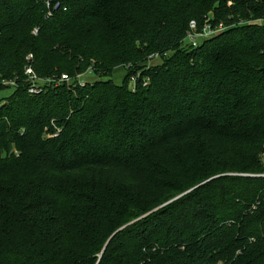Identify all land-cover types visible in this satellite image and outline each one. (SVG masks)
<instances>
[{
    "label": "trees",
    "instance_id": "trees-1",
    "mask_svg": "<svg viewBox=\"0 0 264 264\" xmlns=\"http://www.w3.org/2000/svg\"><path fill=\"white\" fill-rule=\"evenodd\" d=\"M54 1L0 0V264H264V25L181 45L264 0Z\"/></svg>",
    "mask_w": 264,
    "mask_h": 264
},
{
    "label": "built area",
    "instance_id": "built-area-1",
    "mask_svg": "<svg viewBox=\"0 0 264 264\" xmlns=\"http://www.w3.org/2000/svg\"><path fill=\"white\" fill-rule=\"evenodd\" d=\"M45 5L47 9V17H51L54 11L58 10L60 8V4L58 2H55L54 0H45ZM212 17H206L204 22L202 24H198L195 20H191L188 23V27L185 33V37L182 40V47L185 49H193L197 48L199 45H201L203 42L206 40H209L222 32L226 31L227 29L231 27H235L236 25H245V24H258V25H264V18L257 19V20H250V21H242L239 20L237 23L234 24H225L222 21L219 22H214L211 20ZM33 35L37 34V29H33L32 31ZM165 54L164 56H166ZM32 59V55H28L26 57V61L30 62ZM162 60L161 56L158 54H153L150 55L147 58V61L145 63V69H149L151 66H153L152 62L155 60ZM126 68H129L127 66ZM130 69V68H129ZM24 75L26 77V82L28 83L27 87V92L28 94H36L39 92L40 85L39 82H43V85H49L51 84H60V83H66V84H71L74 81L78 83L79 85H83L82 82H80V78L82 75H77L74 79H71L70 77L66 75H62L58 80H54L52 78L48 79H38L36 75L33 73L31 67L27 65L24 69ZM150 82L149 78L147 76H141V71H134L130 77H129V83L131 84V90H134L136 86L141 85V86H146ZM7 83L11 86H16V83L14 80H1L0 86H7ZM1 106V104H0ZM56 133H59V130L56 129ZM55 134L54 136H56ZM261 176L264 178V174L257 175Z\"/></svg>",
    "mask_w": 264,
    "mask_h": 264
},
{
    "label": "rangeland",
    "instance_id": "rangeland-1",
    "mask_svg": "<svg viewBox=\"0 0 264 264\" xmlns=\"http://www.w3.org/2000/svg\"><path fill=\"white\" fill-rule=\"evenodd\" d=\"M170 55L171 54L168 53L166 57ZM160 63H161V60H158V59L152 62L153 65H158ZM127 69L129 68L117 67L111 72L110 75H107V76H104L102 74H94L88 71L87 73L81 76L80 82L84 84L85 82L92 83L98 80H102V81L111 80L115 85H119L122 83V80L126 74V71H128ZM43 84H44L43 82H39L40 86H44ZM0 87H2L0 88V104H2L4 102L3 99L8 98L13 93V90L15 87L9 85V83H7V86L3 85ZM128 88L129 89L131 88V84L129 82H128ZM47 133H48L47 131H44L43 138H47ZM260 159H261V162L264 164V151L260 154Z\"/></svg>",
    "mask_w": 264,
    "mask_h": 264
}]
</instances>
